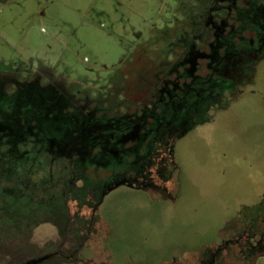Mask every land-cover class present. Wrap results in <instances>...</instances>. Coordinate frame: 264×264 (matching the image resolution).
I'll use <instances>...</instances> for the list:
<instances>
[{
	"label": "rangeland",
	"instance_id": "1",
	"mask_svg": "<svg viewBox=\"0 0 264 264\" xmlns=\"http://www.w3.org/2000/svg\"><path fill=\"white\" fill-rule=\"evenodd\" d=\"M238 3L249 10L243 0H0V264H264L263 12L248 32L260 46L243 55L255 67L181 104L176 124L163 119L162 133L181 130L173 146L129 127L84 152L89 121L133 119L139 86L164 60L159 86L212 73L224 36L248 25ZM59 95L64 133L50 123L27 133ZM121 134L131 141L107 151Z\"/></svg>",
	"mask_w": 264,
	"mask_h": 264
},
{
	"label": "trees",
	"instance_id": "2",
	"mask_svg": "<svg viewBox=\"0 0 264 264\" xmlns=\"http://www.w3.org/2000/svg\"><path fill=\"white\" fill-rule=\"evenodd\" d=\"M237 5H238V8L240 10L239 11L240 14H239L238 19H240V22L241 21L243 23L247 22L248 25L245 28L244 24L242 23L243 24L242 26H240L239 28H235V29L231 30L230 32H228L226 34V36H224L226 38L225 40H227V42L229 43L228 44L229 47H228V50L225 53V55L218 62L216 69L212 73L206 74L205 77L198 76L197 78H193V76H190V74L187 72L188 70H186L184 73H186L187 82L184 83L183 87H181V85L178 81L179 77H175V76L169 80L171 83L165 80L164 84L160 85L162 87H160L159 82H162V81H160L158 79V72H159L158 69L159 68L160 69L165 68L166 65L168 66V60L167 59L164 60L165 63H164V61L161 62V66H158V69L150 70V72H149V75L154 76V77L150 78V79H153V83L152 82H147V83L143 82L144 85H141L139 82H137V84H134L135 87H138L139 84L141 86H139V88H140L138 90L139 91V94H138L139 98H138V100L135 101L136 104H132L133 106L130 107V108L134 109V113H133L134 118L133 119H130L127 122L125 120H122L121 121L122 123L118 122L115 117L112 119L106 118L105 120H103L102 118H100L101 120L95 119L91 122L89 121V124H87L88 125L87 129H89V130L91 129L93 134H91L90 140H88V144H87V148H85V152L87 150H89V151L92 150L91 153L93 154V151L95 150L96 145L104 140L105 136L102 137L103 134H107L109 136L111 135V136L115 137L117 130L118 131H125L129 127H133L134 133H136L138 135H142V137L151 136L153 138L152 142L157 141L156 139H158L159 136H164V135H166L164 137L165 139H167V137H168V139L166 140V141H168L170 139V137L174 136L175 133L179 134V131H181V130L175 129L174 127H171L168 125L169 127L166 128L167 131L162 133V128L164 127V124L165 125L167 124V122H164L163 119L168 117L171 120H173L171 123L176 124V122L174 120L178 117L179 112L182 111L183 106H184L181 104L186 103V102H187V104H190L192 102H195L196 100H198V102H203L206 99V97L208 96L207 93L211 87L212 82L227 84V78L229 80H232V78H235L237 76L236 72L240 68H242V69L243 68L244 69L254 68L256 61L254 60V62H250V60H247L246 63H243L244 62L243 61V55L245 53L248 55L251 51L256 52V50H257L256 48H258V45H257L258 42L255 40H252L254 35L250 36V34L252 33L253 28L255 27L254 24H251V22L253 23L254 19L260 18L259 17L260 13L258 10L259 8L256 5L255 0L249 1V5H247V6H250V7H247L249 10L246 11V13H243V12H245L243 10L244 9L243 7H239L240 6L239 4H236V6ZM205 8H208V6H206ZM248 12H251V14H253L252 15L253 17H251ZM256 15H258V16H256ZM246 19H247V21H246ZM198 28L199 27L195 28L196 31L194 29L190 28L191 29L190 31L193 32V37H191L188 40H186V37L189 38L190 37L189 35L191 32H189L188 34L183 32L184 33L183 34L184 38H183V42H182L183 43L182 44V51L183 52H182L181 58L187 57L189 52H190L191 46L196 45L194 37L198 33V30H197ZM244 32L250 33V34L248 33V37L243 38L242 36H239L240 34H242ZM165 37L167 39L166 45L170 44L171 43L170 40L171 39L173 40V38H172L173 34L169 33ZM181 37H182L181 35H180V37H178L177 35L174 36V38L179 39V40L181 39ZM172 43H174V42H172ZM175 52H178V50H175ZM200 55H204V54L201 53ZM169 70L166 69L164 79L168 78ZM156 80L159 82L156 83L155 82ZM132 83H134V82H132ZM169 84H171L172 86L169 87L168 86ZM158 86H159V88H158ZM146 87L150 88L149 92H147L146 89H143ZM192 97L195 101L192 99ZM141 111H142V113H140ZM132 112H133V110L129 109V111H127V115L124 114V116L126 115L125 116L126 119H128L129 115H131ZM124 116H122V117H124ZM113 120H116V121L114 122ZM123 122H126L125 125ZM66 124L69 125L68 120H66V121L64 120V124H58L55 122L52 123V125H54V127H55L54 133H56L57 135L58 134L61 135L62 133H64L65 127L67 126ZM168 124H169V122H168ZM45 125L46 124L38 125L36 127V132L45 133ZM64 125H66V126H64ZM118 125L120 126V129H115V128L111 127V126L118 127ZM14 133L16 134L17 131H14ZM136 134H134V135H136ZM121 135H122V137H121L122 141L119 142L116 149H114V148L110 149V147H111V145H110L111 138L110 137H109L110 139L105 140L106 141L105 143H107L106 144V148H107L106 150L107 151H110L111 153L116 152L118 149L122 148L124 143H126L127 141L128 142L131 141V140L130 141L129 140L124 141V139L127 138L126 137L127 135H125V134H121ZM135 138H136V136H134L132 139H135ZM174 142H175V140H174ZM174 142L171 143V146H173ZM54 261L55 260H53V258H52V260L48 261V264H51Z\"/></svg>",
	"mask_w": 264,
	"mask_h": 264
},
{
	"label": "flooded vegetation",
	"instance_id": "3",
	"mask_svg": "<svg viewBox=\"0 0 264 264\" xmlns=\"http://www.w3.org/2000/svg\"><path fill=\"white\" fill-rule=\"evenodd\" d=\"M249 1L250 0H243V2H245V5L246 6L249 5ZM260 1L261 0H255V3H256V5L259 8H260V5H261V2ZM236 7L238 8V5ZM247 7H250V6H247ZM259 11H261V12L264 13V10H259ZM256 16H258V15H256ZM260 18H262V15L260 16ZM257 45H258V47L260 46L258 43H257ZM256 63H257V61H256ZM60 97L62 98V100L61 101H58V104L56 106H53L52 105V102H48V104L46 106L41 107L38 110H36V111H38L37 115L34 116L31 120H28L27 123H26L25 131L27 133H28V131L30 129L36 131V127L38 125H40V124H48V123L52 124L54 122L55 123H60L61 122L60 119H59L60 117H58V114H55V110H57V109L61 108L62 106H64L63 103L65 102V99L62 96H60ZM33 125H34L35 128L33 127ZM83 132H85V134H86V140L87 141L90 140V136H91V134H93L92 130L91 129L89 130V129H87L85 127ZM168 141H166V142H168V145H171V142H174V140H170V139Z\"/></svg>",
	"mask_w": 264,
	"mask_h": 264
}]
</instances>
